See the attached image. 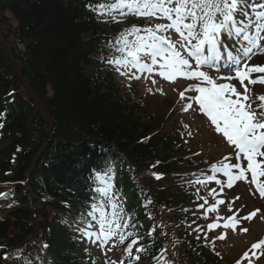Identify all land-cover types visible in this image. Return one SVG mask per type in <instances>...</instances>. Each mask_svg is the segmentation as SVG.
I'll use <instances>...</instances> for the list:
<instances>
[{
    "label": "trees",
    "instance_id": "obj_1",
    "mask_svg": "<svg viewBox=\"0 0 264 264\" xmlns=\"http://www.w3.org/2000/svg\"><path fill=\"white\" fill-rule=\"evenodd\" d=\"M101 1L105 0H0V23L8 21L9 12L17 24L12 53L20 74L41 100L47 117L36 102L20 95L12 99L17 76L0 44V111L6 117L0 131V178L11 171L16 182L23 181L29 167L33 190L49 199L43 206L64 213L90 206L93 168L102 169L106 160L127 155L138 168L147 169L150 161L159 158L158 144L165 146L160 138L144 140L151 127L143 122L142 108L121 92L111 70L100 68L99 53L111 52L103 26H113L89 9ZM167 158H159L160 170L166 174L177 168L167 164ZM171 196L177 204L183 203L171 190H159V198L168 204L173 203ZM141 199L135 197L136 202ZM47 217L43 227H51L47 239L52 264H71L70 236ZM13 218L19 234L11 231L10 220L0 223V246L17 244L29 231L31 212L18 208ZM201 262L218 264L209 254Z\"/></svg>",
    "mask_w": 264,
    "mask_h": 264
},
{
    "label": "snow or ice",
    "instance_id": "obj_2",
    "mask_svg": "<svg viewBox=\"0 0 264 264\" xmlns=\"http://www.w3.org/2000/svg\"><path fill=\"white\" fill-rule=\"evenodd\" d=\"M99 13L110 16L117 22H120L118 16L128 15L167 21L144 28L134 25L122 32L116 42L119 45L117 51L121 53L122 58L108 62L117 65L118 70L119 67H123L150 74L157 71L156 66L159 65V75L169 81L175 82L178 76L197 81V84L185 89V92L193 93L189 99L198 104L197 110L203 112L214 125L215 131L234 146L231 161L213 164L212 171L222 172L227 177L228 188H232L236 181L255 184V188L250 187V191L264 198V181L259 179L264 177V94L257 97L261 103L253 107L255 100L247 103L250 100L249 89L244 83L248 80L253 85L264 84V76L252 78L250 75L264 74V0H114L107 7L101 4ZM173 32L178 34L176 40L170 35ZM130 35H134L135 39L129 41L127 37ZM254 55H260L262 59L257 64L250 65L249 61ZM205 67L215 69L217 72L220 67H226L234 70L236 75L213 78L202 70ZM133 76L136 79L140 78L135 73ZM217 79L237 80L243 92L238 91L235 84L217 83ZM180 95L181 99L185 98L184 92ZM191 107V103L187 104V108ZM2 127L0 124V128ZM224 160L228 161L229 157H225ZM234 169L236 171H233ZM248 173L251 174V180ZM208 179L215 180L217 184L221 183L215 175ZM223 187L224 185H221V191ZM110 188L109 184L107 187L97 189L102 199L99 205H91L92 211L88 213L93 219H98V231H88L92 225L87 221L86 228L78 229L89 239L94 238V242H99L101 246L107 244L118 230L129 227L123 210L119 209L117 198L109 197ZM212 191L215 192L216 189ZM239 199L240 197L236 196L232 202ZM217 203L225 204V201L221 199ZM109 205L112 209L111 219L106 211ZM200 207L203 208L204 205ZM215 210V204L208 208L209 212ZM227 211L232 212L230 205L227 206ZM259 211L257 209L242 219H250ZM97 212L99 218L96 217ZM238 222L236 215H230L223 227H235ZM217 227H221L218 222L206 226L208 230ZM242 230L248 231L247 228ZM225 236L226 234H222L218 239ZM128 237L133 239L126 245L125 251L129 256H133V246L138 244V240L134 233L128 232L126 236L120 235V241L123 242ZM251 248L260 250L259 255H264V239L254 243ZM142 251H144L142 247L136 249L137 253ZM252 255L256 253L253 252ZM244 257L249 258L248 252L244 253ZM139 259L138 254L134 256V260ZM24 264L31 262L25 260ZM110 264L117 262L113 261ZM118 264H123V261L120 260Z\"/></svg>",
    "mask_w": 264,
    "mask_h": 264
},
{
    "label": "rangeland",
    "instance_id": "obj_3",
    "mask_svg": "<svg viewBox=\"0 0 264 264\" xmlns=\"http://www.w3.org/2000/svg\"><path fill=\"white\" fill-rule=\"evenodd\" d=\"M109 4H103L105 7H107ZM99 6L93 7V9H96V11L99 12ZM136 18L141 21H151L152 26L158 23H167L165 20H160L156 18H149V17H142V16H136L132 15V18ZM14 23L11 19V21L6 22L5 24L0 26V38L4 43H8L9 41H12L14 39ZM143 34V33H141ZM173 40H176L178 38V34L176 33H170ZM8 37V39L6 38ZM135 39V36L133 35V40ZM144 59H147V57H144ZM262 57L260 55H254L249 64L255 65L258 62H260ZM157 71H154L153 73H140L135 69L129 70L125 69L123 67H119V73H118V82L120 85L123 84L122 88L124 90H127L129 92H133L139 98L140 100H143V109L145 112L144 119L145 121L151 119V123L153 125V131L164 136H170L175 142V146L178 147L179 143H185V146L192 148L193 150H201L204 149L205 152H207V157L210 159L211 164H217L219 165L220 161H225L224 158L226 155L233 154V149L231 152L226 148V138L215 131L214 125L211 124V122H206L205 120V114L201 113V111H198V107L192 103L191 100H188V103L192 104L191 108H187V104L179 103L175 104V94L178 95V93H185L186 97H191L193 93L191 91L185 92V89L189 88L192 85L197 84L198 82L195 80H188L186 78L178 76L175 79V82L169 81L163 77H161L158 73L159 65L156 66ZM203 71H206L211 75L213 78L217 77H225V76H235L236 73H231L229 71H223L215 73L212 72L209 68L205 67L202 69ZM126 73V74H122ZM133 73H135L136 76H139V79L134 78ZM252 78H258L260 76H264V74H256L252 73L250 74ZM153 80L155 83H153ZM23 82V86L28 89L26 83L24 80H21ZM217 83H232L235 84L237 87V90L240 92H243V88L238 83L237 80L227 81L223 79H217ZM244 83L248 86L249 92L248 95L250 97V100L247 103H252L253 100H255V103L252 104L253 107H256L257 104L261 103L257 97L261 94H264V84L257 83L255 85L251 84L248 80H245ZM22 84L20 85L19 89L21 88ZM131 86H134V89H131ZM25 93H30L28 90L24 89ZM175 93V94H174ZM235 99V97H233ZM185 101V100H184ZM187 111L185 114L184 112ZM203 114V115H202ZM195 115V116H193ZM199 118V120H197ZM196 153L191 154V157H195ZM208 175L213 176V174L216 176H222L223 180L220 181V184H217L216 181H211V188L216 189L213 194L210 195L212 198L211 201L208 203V206L205 208H201L199 204H193L188 207L187 216H195L198 217L204 212V209H206V213H208L210 220H205V222L197 220L194 224H192L188 230H191L192 237L193 238H201L209 236L211 233V230H208L206 226L210 223H213L211 220H218L217 218H223V215L225 212V209H227V206L230 205L231 208H234L233 211H235L238 207H240L236 202H229L228 197L226 195V187L224 185L225 177L222 172H211L212 167L208 168ZM203 176L199 175L196 176L195 181H199ZM191 179V178H189ZM247 187L243 186L242 190L247 191L249 184L246 182ZM221 185H224L223 191H221ZM235 194L240 195V192L238 191V185L236 182H234V186L232 187ZM242 194V193H241ZM246 197L248 198V202L240 201L241 207L244 208L240 212H236L238 216V223H236L235 227H228L229 230L233 235H236L239 232H242L243 235L245 234L244 238H234L233 240L229 239L226 242L232 243L235 248L231 250V253L234 255V257L231 259L234 260L238 255H240L239 258H243L244 253L247 251V249H251L252 251L248 253L250 254L255 264H264V255H259L260 250L258 249H252L251 246L256 243L257 241L263 239L264 235V202L260 199L256 198H250L247 194L248 191L245 193ZM233 195V194H232ZM223 199L225 201V204H218L217 201ZM256 199V201H255ZM229 202V203H228ZM261 204V206L259 205ZM216 205V210L209 212L208 208L212 205ZM225 205V206H224ZM257 209L260 211L257 212L256 216L251 217L250 219H242V217L248 216L250 213L255 212ZM223 211V212H222ZM229 213V211H228ZM230 215L226 214V222H228V217ZM109 219H111V215L109 216ZM222 219H219L218 223L221 225V227H217L215 229V234H220L221 230L224 228L220 221ZM162 227H164V221L163 218L160 220ZM235 223V222H232ZM199 228V231H196L195 229ZM247 228L248 231H243L242 229ZM171 229H174V226L171 224ZM222 232H225L229 234V231L226 229H223ZM79 234L81 235V231H79ZM222 234H220L221 236ZM92 239H88V248L93 252V254L99 257V254L102 256V258H107L108 260H111L115 257L116 253L111 252V248L109 246V243L101 246L99 242H94ZM115 240L117 242H120V236L119 234L116 235ZM175 238L168 237L166 240V248L169 250L170 253H165L162 258V264H170V261L173 258V251H172V244L174 243ZM94 243V244H93ZM235 243V244H234ZM215 245H219L220 243L218 241H214ZM119 252V249L114 250V252ZM255 252L256 255H252V253ZM171 255V257H170ZM257 256H259V259H257ZM240 259H238L236 262H238ZM110 261H106V263L109 264ZM230 263V261H229ZM249 263V258H245L242 264ZM236 264V263H235ZM251 264H253V261L251 260Z\"/></svg>",
    "mask_w": 264,
    "mask_h": 264
},
{
    "label": "bare ground",
    "instance_id": "obj_4",
    "mask_svg": "<svg viewBox=\"0 0 264 264\" xmlns=\"http://www.w3.org/2000/svg\"><path fill=\"white\" fill-rule=\"evenodd\" d=\"M247 201V200H246Z\"/></svg>",
    "mask_w": 264,
    "mask_h": 264
}]
</instances>
